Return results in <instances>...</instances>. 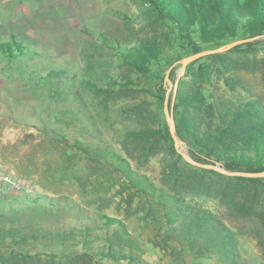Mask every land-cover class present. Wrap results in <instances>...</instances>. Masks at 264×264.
Wrapping results in <instances>:
<instances>
[{
	"label": "trees",
	"instance_id": "1",
	"mask_svg": "<svg viewBox=\"0 0 264 264\" xmlns=\"http://www.w3.org/2000/svg\"><path fill=\"white\" fill-rule=\"evenodd\" d=\"M143 2L149 21L167 29L164 41L170 48L176 45L183 54L182 59L204 51L206 45L217 43L221 47L250 38L256 39L227 51L254 52L255 44L264 38V0ZM122 38L120 42L105 32L99 34L100 41L112 50L118 65L141 77L155 74L154 66L165 64L169 69L175 62L164 57V49L155 37L131 33ZM39 46L40 43L25 35L1 36L0 74H16L21 82L31 85L36 96L61 104V113L78 120L83 131L94 137L95 143L76 141L67 146L83 154L87 175L101 173L103 164L109 169L108 173L118 174L121 183L116 194L124 196L122 201L128 207L138 197L135 211H146L145 216L157 211V239L152 242L153 246L174 258L185 255L190 264H203L201 261H209L214 256L218 264H242L235 254V233L198 202L210 199L231 213L264 222V178L229 176L189 163L177 152L167 123L160 121L158 113L153 115L154 126L124 130L120 142L124 156L100 147V131L75 88V76L54 67ZM223 57L224 53H214L189 63L184 76L177 81L169 108L176 137L187 145V156L196 163L216 165L229 172L262 173L264 106L256 100L235 102L214 98L208 89L214 87L212 80L216 73L222 76L226 88L233 90L238 85L230 74L232 63ZM208 58V64L199 63ZM173 72L170 70L168 79ZM157 82V98L164 100L168 90L165 76H160ZM90 86L96 88L93 84ZM158 155H161L158 183L132 167V163L143 166ZM77 180L82 189L85 183L80 177ZM99 199L103 207L108 208V201ZM74 207L78 208L66 198L54 199L45 194L0 198V247L5 246L7 240L10 243L41 240L80 249L63 255L60 264L90 260L94 255L115 264H148L142 259L140 244L120 219L100 213L93 220L81 215L79 210L74 213ZM68 220H74L75 224L67 223ZM95 242L101 244L99 251H95ZM14 256L17 261L27 258ZM2 259L5 260L0 257Z\"/></svg>",
	"mask_w": 264,
	"mask_h": 264
},
{
	"label": "rangeland",
	"instance_id": "2",
	"mask_svg": "<svg viewBox=\"0 0 264 264\" xmlns=\"http://www.w3.org/2000/svg\"><path fill=\"white\" fill-rule=\"evenodd\" d=\"M145 11L143 0H0V37L25 35L37 41L54 67L74 75L75 88L100 131L99 146L124 156L120 143L124 130L154 126L155 113L165 122L164 101L167 98L170 108L176 83L184 76L186 68L181 67L183 54L177 46L170 48L164 41L167 29L150 22ZM101 32L120 42L131 33L155 37L164 49V57L175 60L170 68L174 70L172 78L168 79L170 70L165 64L154 66L155 74L145 78L119 66L112 50L100 41ZM218 48L217 43L203 46L204 51ZM254 48V52L229 53L228 49L218 52L224 53L223 59L232 63L230 74L238 85L233 90L226 88L222 76L216 73L212 80L214 87L208 88L214 98L235 102L256 100L264 106V38H260ZM209 62L208 58L199 63ZM166 74L167 95L164 100H158L157 81ZM62 107L49 98L36 96L31 85L21 82L16 74H0V165L7 174L17 176L22 182L23 190L18 195L66 198L78 206L73 208L74 213L79 210L81 215L93 220L100 213L118 218L140 244L142 259L148 264H190L185 255L174 258L153 246L152 242L157 239V211L153 210L152 216H145L146 211H135L138 197L128 207L122 201L124 196L116 194L121 183L118 174L108 173L109 169L103 164L101 173L87 175L83 154L67 145L96 141L83 131L78 120L61 113ZM176 150L187 155V145L179 139ZM160 165L161 155L150 158L143 166L132 163L138 173L146 175L153 183H158ZM77 177L85 183L82 189ZM99 197L108 201V208L103 207ZM198 205L215 213L235 233L238 261L264 264V222L261 219L231 213L210 199L200 200ZM67 223L75 224L74 220ZM94 247L99 251L101 244L95 242ZM78 251L79 248L41 240L11 243L7 240L6 245L0 247V257L5 258L0 264H60L63 255ZM14 255L27 258L17 261ZM201 262L218 264L219 260L214 256ZM74 264L115 263L94 255L90 260Z\"/></svg>",
	"mask_w": 264,
	"mask_h": 264
},
{
	"label": "water",
	"instance_id": "3",
	"mask_svg": "<svg viewBox=\"0 0 264 264\" xmlns=\"http://www.w3.org/2000/svg\"><path fill=\"white\" fill-rule=\"evenodd\" d=\"M264 37V36H263ZM256 38H250V39H244V40H237L234 41L230 44H227L225 46H222L218 49H213V50H205V51H201L199 53L193 54V55H189L187 57H184L180 62H181V67L182 69H184L189 63L204 57V56H208L210 54H214V53H218L221 52L223 50L229 49L231 47H234L236 45H239L241 43H245V42H250L252 40H255ZM170 70V68H169ZM169 70L167 71V74L169 72ZM167 74L165 79L167 78ZM163 110H164V114H165V118L168 124V129H169V133L174 141V145L175 147L178 146V138L176 137L175 134V126H174V121H173V117H172V111L168 108L167 106V98L164 101V105H163ZM181 155L185 158V160H187L189 163L201 167V168H209V169H213L216 170L224 175H229V176H246V177H253V178H264V172L262 173H236V172H229L219 166H209V165H203V164H199L194 162L190 157H188L187 155L181 153Z\"/></svg>",
	"mask_w": 264,
	"mask_h": 264
},
{
	"label": "built area",
	"instance_id": "4",
	"mask_svg": "<svg viewBox=\"0 0 264 264\" xmlns=\"http://www.w3.org/2000/svg\"><path fill=\"white\" fill-rule=\"evenodd\" d=\"M22 190L23 185L20 179L15 175L7 174L0 165V198L7 199L18 195Z\"/></svg>",
	"mask_w": 264,
	"mask_h": 264
}]
</instances>
